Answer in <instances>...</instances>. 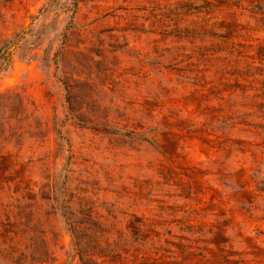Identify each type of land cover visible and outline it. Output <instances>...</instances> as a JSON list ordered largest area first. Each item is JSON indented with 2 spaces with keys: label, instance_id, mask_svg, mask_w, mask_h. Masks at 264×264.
Segmentation results:
<instances>
[{
  "label": "rangeland",
  "instance_id": "374dc122",
  "mask_svg": "<svg viewBox=\"0 0 264 264\" xmlns=\"http://www.w3.org/2000/svg\"><path fill=\"white\" fill-rule=\"evenodd\" d=\"M0 46V264H264V0H0Z\"/></svg>",
  "mask_w": 264,
  "mask_h": 264
},
{
  "label": "trees",
  "instance_id": "16d2710c",
  "mask_svg": "<svg viewBox=\"0 0 264 264\" xmlns=\"http://www.w3.org/2000/svg\"><path fill=\"white\" fill-rule=\"evenodd\" d=\"M8 56H9V50H7V46H0V58H2L3 61H5L8 60Z\"/></svg>",
  "mask_w": 264,
  "mask_h": 264
}]
</instances>
